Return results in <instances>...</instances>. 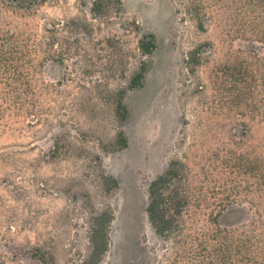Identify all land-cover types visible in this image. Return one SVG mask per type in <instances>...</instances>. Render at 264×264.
I'll list each match as a JSON object with an SVG mask.
<instances>
[{"label":"rangeland","instance_id":"374dc122","mask_svg":"<svg viewBox=\"0 0 264 264\" xmlns=\"http://www.w3.org/2000/svg\"><path fill=\"white\" fill-rule=\"evenodd\" d=\"M253 2L0 0L18 39L0 61V264H201L212 210L250 218L241 200L264 138ZM173 160L190 196L178 241L147 213L149 183Z\"/></svg>","mask_w":264,"mask_h":264},{"label":"trees","instance_id":"16d2710c","mask_svg":"<svg viewBox=\"0 0 264 264\" xmlns=\"http://www.w3.org/2000/svg\"><path fill=\"white\" fill-rule=\"evenodd\" d=\"M258 3L262 7L264 0H258ZM151 38L150 47L141 42V49L146 54H150L155 47L156 38L152 34ZM17 40L9 30H4L0 16V61L9 62L7 60L13 57V53L8 49ZM146 71L143 62L131 81L133 87L143 85ZM259 106V115L264 119V96ZM262 140L261 154L252 167L255 184H249L241 200L249 204L251 216L240 224L231 225L219 219L227 208L212 210L211 227L197 235L200 247L197 257L201 264H264V138ZM188 191L187 175L178 160H173L162 174L150 181L147 213L159 236L177 241L184 236L185 224L182 218L190 205ZM92 243L91 257L97 259L105 250V239L99 236L97 240L93 238Z\"/></svg>","mask_w":264,"mask_h":264}]
</instances>
